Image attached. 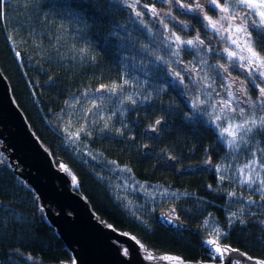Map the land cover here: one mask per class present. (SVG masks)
<instances>
[{
	"label": "trees",
	"instance_id": "trees-1",
	"mask_svg": "<svg viewBox=\"0 0 264 264\" xmlns=\"http://www.w3.org/2000/svg\"><path fill=\"white\" fill-rule=\"evenodd\" d=\"M65 4L71 8L61 7ZM5 10L0 19V70L11 94L53 158L65 161L78 178L79 191L101 219L130 232L155 253L205 262L214 258L204 249L197 227L203 218L198 212L207 210L227 230L222 243L264 258V226L260 223L264 215L255 212L246 216L245 224L228 228L223 224V208L228 203L225 193L208 166L197 169L209 159L213 167L220 158L217 147L222 145L208 123L209 114L216 109L211 101L199 104L202 116L191 118V106L202 101L206 92L200 90L187 98L171 86L172 50L163 43L161 32L133 24L131 18L119 14L112 0H41L40 6L33 0H6ZM78 14H82L80 22L75 19ZM249 31L255 38L256 32ZM259 44L256 50L264 56V38ZM101 85L106 87L98 93ZM113 87L118 89L115 95ZM73 102L75 122L68 112ZM157 120L163 122L162 132L152 134ZM74 123L84 129L82 138L90 146L128 166L139 180L196 196L186 199L185 205L173 204L188 228L163 227L156 214L146 217L145 224L126 214L113 200L107 183L88 172L67 149L71 145L66 130ZM70 260L45 222L34 194L2 159L0 264H63Z\"/></svg>",
	"mask_w": 264,
	"mask_h": 264
},
{
	"label": "water",
	"instance_id": "water-1",
	"mask_svg": "<svg viewBox=\"0 0 264 264\" xmlns=\"http://www.w3.org/2000/svg\"><path fill=\"white\" fill-rule=\"evenodd\" d=\"M160 125H154L156 130ZM151 133L154 131L151 130ZM0 156V162L3 159L12 173L34 194L45 222L53 228L69 253L71 260L63 264H237L238 261L240 264H252L255 260H264L218 242L220 247H228L230 251L215 253L214 248L210 250L203 243L204 249L214 259L185 261L176 254L155 253L130 232L117 229L101 219L81 192L73 189L71 176L60 169L61 164L69 169L66 162L54 159L35 134L16 104L1 70ZM162 217H167V221ZM156 219L166 228H188L171 207L159 210ZM208 239L212 238L204 242ZM149 255L178 257L180 260L149 261L146 258ZM249 257L252 259L249 260Z\"/></svg>",
	"mask_w": 264,
	"mask_h": 264
},
{
	"label": "rangeland",
	"instance_id": "rangeland-1",
	"mask_svg": "<svg viewBox=\"0 0 264 264\" xmlns=\"http://www.w3.org/2000/svg\"><path fill=\"white\" fill-rule=\"evenodd\" d=\"M246 11L247 10L244 7L240 6L241 13H246ZM249 18V21L257 19V17L254 16ZM171 64H174V62ZM200 68H202L201 65ZM205 78H208V84L211 86L215 84L217 79H221V77L213 78L211 76H205ZM171 80H173L172 77ZM176 83V85L179 87L178 82ZM174 88H176V86ZM204 92H206V96H204V98L202 97V102L205 103L211 101L213 107L216 109L214 112L209 114L208 118H210L209 120L213 126L211 129L214 131L217 141L218 133L220 132V128L215 127V124H217V116L225 117V113H227L226 118L220 120L219 122L221 127H226L228 123L232 121L242 122L243 119H248L253 114V110H244L242 116L239 111L241 107L235 100L232 101V107L236 108L235 112L228 111L227 109L221 111V108L223 107L221 101L229 99L228 93L226 91L224 93L221 92V87L218 89V91L212 87L209 89V91L204 90ZM190 97L191 94H187V98ZM141 100H144V98L142 97ZM74 103L75 102L71 103L72 105H70L68 110L69 115L72 114L73 116L76 113L74 112L73 108ZM203 103H200V106ZM216 112H219V114H215ZM255 114L258 118L259 114ZM75 120L77 119H75L74 116L72 121L75 122ZM162 123L163 122H161L160 127L162 126ZM72 126V129L66 130V141L71 145V147L68 146L67 149L72 155L74 154L80 159V162H82L83 166L89 170H87L88 172H93L98 180H102L107 183V187L110 191V194L112 195L113 200L121 205L123 207V211L129 216L135 217L138 221L145 224L146 217L156 214L159 210L169 209L170 207L173 208L174 203L177 205L180 202H183L185 205L186 199L189 200L192 197H196L190 194L181 195L184 193L176 191L175 189H167L160 183L139 180L134 176L133 172L128 166L122 165L115 160L106 158L102 152L94 148V146H90L87 141L82 138V133H80V136L77 140H70L69 137L80 129L76 123H74ZM159 128L155 130L154 133L158 131L157 133L161 134L162 129ZM238 143L240 144V147L234 150H229L227 148L226 141L224 144L220 143L222 146L217 147V153L220 154V158H217L218 161L214 163L213 167L206 163L202 164V169L204 170H206V167L208 166V169H210V171L216 177V184L219 186V189L225 193L224 195L226 196L228 203L224 204L225 207L223 208L225 216L223 224L228 226V228L236 224L241 226V224L238 222L230 226L228 221L231 218L232 213L239 214L242 208L243 214L239 216V219H243L244 221H246L247 215L252 216L255 212L264 215V200L261 199L260 194L253 193L247 186L239 183L241 178L239 169L252 159L259 160L264 157V153L261 151L264 149V130H254L253 133L246 136L245 141H239ZM146 144H148V140L145 141L144 144L142 143L141 146H145ZM93 157H95V159H93ZM91 163L94 164V168L90 167L89 164ZM95 169H98L99 172H96ZM121 169H130V171H121ZM103 173H105V175H102ZM261 176L264 177V172H261ZM221 177H223V179H221ZM165 191L168 193H177L179 198L172 196L165 197L162 195V193ZM230 192L236 193V196L229 197L228 193ZM180 198L182 200H179ZM249 198L254 201L252 205L248 204ZM198 204L200 203L198 202ZM186 209L187 208L185 206V210ZM198 215L199 217H203L199 218V224L197 228H199V231L201 232V238L204 240L207 238H215L213 236L212 229H215L216 227H219L224 233L227 234L225 227L217 221L215 215L211 211L200 210ZM206 220L208 222L207 225L205 223ZM224 238L225 236L221 237L218 242H222Z\"/></svg>",
	"mask_w": 264,
	"mask_h": 264
},
{
	"label": "snow or ice",
	"instance_id": "snow-or-ice-1",
	"mask_svg": "<svg viewBox=\"0 0 264 264\" xmlns=\"http://www.w3.org/2000/svg\"><path fill=\"white\" fill-rule=\"evenodd\" d=\"M5 2L6 0H0V19H3L6 15L5 10ZM34 3H36L38 6H40L41 0H33ZM116 2L121 4H126L128 8L135 9L137 4H139V0H116ZM163 3L172 4L176 3L180 9L185 10L184 14L187 13H196L197 10H203L204 5H211L214 6V8L219 9L221 16L219 20H213L211 17L205 16V20H207V25H205L206 28H210L215 34L223 37L224 34L227 32L229 33L228 40L232 45H235L237 51H231L229 49H225V52L227 53V57L229 60V64L235 65L237 61H240V68L246 70L248 81L253 84L255 88L258 89V95L256 96L255 100H252L251 97H249L247 103L249 104L250 108L253 109H259L261 112H264V87H262L260 84H256V80H261V83H264V56L260 54L256 49L258 47H261L259 44V40L264 38V0H224V4H220L219 0H195L194 4H185L181 3L180 0H162ZM240 5L244 7L247 11L246 13H236L232 14V7L234 5ZM43 6H54V5H43ZM61 7H64L65 9H70L71 5L65 4L61 5ZM144 7L147 8V5ZM150 14L155 17L159 15L157 10L153 7L149 9ZM82 14H78L75 19L80 22ZM143 15L142 12L136 11L135 17L132 19V23H136V19L141 17ZM245 17L244 23H236L237 20L240 19L241 16ZM257 17V19H253L249 21L248 17ZM228 21L229 26L227 29H222V21ZM141 24H143V21H140ZM184 28L189 27V25H183ZM164 28L167 30L168 25H165ZM249 28L252 29V31L256 32V37L254 38L249 31ZM126 31V29H125ZM150 31V30H149ZM129 39H131L129 37ZM166 42L168 43V46H172V42L176 45V52L174 55L177 57L179 56L180 50L184 46H191L188 50L191 51L192 48H196L198 45H201L204 43L203 40L200 39L199 35H197L194 39L189 40H183L179 35H176L173 33L171 36L167 37ZM121 48L124 47V45H120ZM85 49H81V52H85ZM211 51V49H209ZM262 51H264V48H262ZM17 56H19V53H17ZM162 59V58H158ZM126 63V62H125ZM127 66V64H126ZM220 67L223 68L224 72L227 73L229 71V68L227 65H221ZM143 71V68L140 69ZM147 74V73H145ZM173 75V74H169ZM176 77H179V73L174 74ZM125 84L128 83L127 80L124 81ZM170 84L173 86L176 85V80H170ZM180 83H183L182 78L180 79ZM105 85H101L99 89H97V92H102L103 89H105ZM211 87V85H209ZM231 86L229 85V91H228V100H222L221 103L223 107L221 108V111H224L227 109L228 111L235 112L236 108L232 107V101H237V104H239L240 100L237 95H235L231 90ZM119 90H123V85L119 86ZM118 89L116 87H113L111 89V92L113 95L117 93ZM238 92L247 94L248 89L245 87H241L237 89ZM129 100L132 101V103H136L135 100L132 99V97H128ZM147 99V98H145ZM123 103V102H122ZM203 103L202 101H197L191 106V118L193 120L199 119L202 116V112L199 109V104ZM93 107H96L94 105ZM241 115L243 116L244 109H239ZM115 114V113H114ZM227 116V113H225V117L217 116L216 120L220 121L222 119H225ZM209 126H212L211 122H208ZM156 125H160L161 121L157 120L155 122ZM108 127L107 124L104 125V128L106 129ZM216 128H220V132L218 133V142L221 144H224V142H227V148L229 150H234L240 147L239 141H245L246 136L248 134L253 133L254 130H264V115L256 117L255 112H253L252 116L248 119H243L242 122H235L232 121L228 123L226 127H221L219 123L215 124ZM153 131L156 130L155 126H153ZM84 129L81 128L79 131H77L75 134L71 135L69 137L70 140H77L80 136V133L83 132ZM262 153H264V149L261 150ZM95 159V157H93ZM114 163V162H113ZM206 164H211V160L205 161ZM60 169L66 173H68L71 176V184L74 190H79L80 181L78 178L70 172V170L67 168L66 165L61 164ZM219 170V169H218ZM121 171H130V169H121ZM261 172H264V157L261 159H252L248 163L244 164L239 169L240 174V180L239 183L242 185L247 186L253 193H259L262 200H264V177L261 176ZM223 179V177H221ZM255 186V187H254ZM163 196L168 197L172 196L175 198H179V195L177 193H168L164 192L162 193ZM181 195H188L187 193L181 194ZM229 197H235L236 193L230 192L228 193ZM254 201H252L250 198L248 200V204L252 205ZM243 214V208L241 209V212L238 213H232L231 218L229 219V225H233L234 223H240L241 225L245 224L246 221L243 219H239V216ZM162 220L167 221V217H162ZM170 222V221H168ZM206 225L208 224L207 220L205 221ZM262 226H264V222H260ZM109 228H112L111 225L108 226ZM213 236L215 238L208 239L204 243L208 246V248L211 250L212 248L215 249V253H223L228 252L230 249L228 247H220L218 241L221 237L226 236L227 234L224 233L219 227H216L215 229H212ZM135 239V238H133ZM235 251V250H232ZM125 254H127V250H125ZM149 261H163V260H176L179 261L180 258L178 257H169V256H162V257H155L153 255H149L146 257ZM31 259V257H29ZM249 260L252 258L249 257ZM237 264H240L238 261ZM252 264H264V260H255L252 262Z\"/></svg>",
	"mask_w": 264,
	"mask_h": 264
},
{
	"label": "flooded vegetation",
	"instance_id": "flooded-vegetation-1",
	"mask_svg": "<svg viewBox=\"0 0 264 264\" xmlns=\"http://www.w3.org/2000/svg\"><path fill=\"white\" fill-rule=\"evenodd\" d=\"M114 4L120 9L119 14H125L128 18L133 19L135 17V12L140 11L143 13L141 17L136 19V23L140 27H144L146 31L156 29L161 32L163 43L167 45L168 49L172 50L170 53V67L169 71L171 74L179 73V77L175 75H170L173 79L178 82L176 88L181 90L184 97L187 94H198L200 90L209 91L210 88H215L216 91L221 87V92L229 91V85L231 86V91L239 97V105L245 111L253 110V112L259 114V116L264 115L259 109H253L249 107L247 103L249 97L255 100L258 95V89L253 86L252 83L248 81L246 70L240 68V61H237L233 66L229 64L227 53L225 49L231 51H237L235 45H232L228 40L229 33H225L223 37L215 34L210 28H206L207 20L205 16L211 17L213 20H219L221 13L219 9L214 8L211 5H204L203 10H197L196 13L184 14L183 9H180L176 3L167 4L163 3L162 0H139L135 9L128 8L126 4H121L112 0ZM181 3L194 4L195 0H180ZM220 4H224V0H219ZM147 5V8L144 7ZM155 8L159 15L153 17L150 14L149 9ZM232 14L241 13L240 6L234 5L231 9ZM250 20V18H247ZM143 21V24L140 21ZM245 17L242 15L236 23H244ZM222 29H227L229 26L228 21H222ZM168 25V29L164 28ZM183 25H189V27L184 28ZM173 33L179 35L183 40L194 39L199 35L200 39L204 41L203 44L198 45L196 48H192L191 51L188 49L191 46H184L177 57L174 55L176 52V45L172 42V46L169 47L166 42L167 37L171 36ZM211 49V51H209ZM173 55V56H172ZM174 64H171L173 63ZM200 65L202 68H200ZM221 65H227L229 71L224 72ZM202 69V71H201ZM205 76H211L217 79L215 84L209 87V80ZM182 78L183 83H180ZM177 84V83H176ZM256 84H260L264 87V83L257 79ZM171 86L174 88L171 84ZM219 86V88H218ZM248 89L247 94H243L237 91L241 87ZM203 165L197 167L198 170H203Z\"/></svg>",
	"mask_w": 264,
	"mask_h": 264
}]
</instances>
